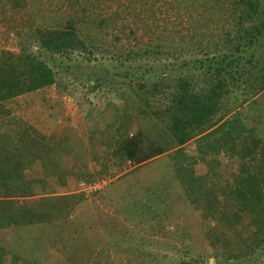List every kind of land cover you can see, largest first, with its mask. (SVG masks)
<instances>
[{
  "label": "trees",
  "instance_id": "1",
  "mask_svg": "<svg viewBox=\"0 0 264 264\" xmlns=\"http://www.w3.org/2000/svg\"><path fill=\"white\" fill-rule=\"evenodd\" d=\"M44 1L0 0L2 15L10 9L27 8L29 12L19 49L0 51V115L10 114L11 100L59 81L49 57L55 61L57 54L67 57L76 51L89 55L113 52L110 60L122 68L113 73L116 90L138 103L139 114L153 126L149 137L140 132L130 136L120 125L104 141L109 145V159L115 156L121 167L127 162L135 166L148 163L164 153L178 158L173 164L178 171L175 177L186 186L194 206L204 208L202 220L208 231L213 232L212 222L229 223L231 218L236 222L244 211L250 215L252 231L242 248L228 253L227 259L257 258L264 264V136L248 126L243 111L246 102L264 90V0H60L66 14L59 17L44 12ZM37 15L40 20L35 22ZM108 34H113L112 40ZM236 132L244 134L243 146ZM63 141L53 142L36 129L2 132L0 195L9 191L31 195L34 180L26 179L25 170L37 159L45 173L66 174L54 149L72 153L76 143L74 139L62 145ZM191 141L196 143L197 155L185 150ZM201 162L206 171L197 174L195 164ZM77 175L89 183L97 172L83 164ZM210 175L222 180V185L210 188ZM98 176L111 174L106 170ZM167 178L159 176L142 188L141 195H130L127 207L135 217L155 219L171 205L167 199L177 191ZM60 182L65 183V178ZM76 196L47 194L32 205L29 211L40 216L16 226L10 246L14 260L46 264L44 257L57 251L60 264H92L94 255H102L103 247L97 246L101 233L79 230L70 217ZM4 218L0 210V226ZM47 226L48 237L60 241L51 242L52 252L44 249L49 239L43 231L36 234L40 236L33 245L17 248L20 228ZM156 234L164 235L162 231ZM173 234L183 243L190 240V233L179 226ZM184 253L181 264H201L202 256L211 254L204 251L191 257L189 249ZM93 264H103L102 259H94Z\"/></svg>",
  "mask_w": 264,
  "mask_h": 264
},
{
  "label": "rangeland",
  "instance_id": "2",
  "mask_svg": "<svg viewBox=\"0 0 264 264\" xmlns=\"http://www.w3.org/2000/svg\"><path fill=\"white\" fill-rule=\"evenodd\" d=\"M43 3L44 12L51 11L57 17L66 14L60 0H45ZM28 14L27 8L17 11L10 9L5 15L0 12V51L19 49L21 31L27 28L25 20ZM39 20L40 16L37 15L34 21ZM107 37L112 40L113 34ZM112 53L97 51L89 55L76 51L67 57L57 54L55 61L49 57L48 62L58 72L59 81L43 90L25 93L11 100L8 105L10 114L0 115V134L8 130L21 132L28 128L38 130L53 142L64 140L62 145L64 142L72 144L74 139L76 143L72 153L62 151L57 146L54 149L55 159L67 171L64 172L66 174L45 173L40 159H37L25 170L26 179L34 180L31 182V195L14 194L13 191L3 193L6 198L0 199V210L5 215L4 224L0 226V264H21V261L14 260L10 246L16 226L40 216L29 211L32 205L47 194L69 193L78 195L70 214L75 219L74 226L90 235L93 231L101 233L97 246L103 247L102 255H94L90 261L92 264L98 258L102 259L103 264H181L180 257L185 255L184 250L187 249L191 257L198 256V252L211 253L202 256L204 261L201 264H260L261 260L257 258L242 262L235 258L227 259L228 253L242 248L245 237L252 231L254 224L250 222V215L244 211L243 217L236 222L233 218L229 223L212 222L213 232L208 231L206 222L202 220L204 208L202 205L199 208L194 206L196 204L187 197L186 186L179 176L175 177L178 171L173 169V164L178 158L172 159L164 153L148 163L135 166L127 162L121 167L118 158L114 156L109 159V145L104 141L116 128L121 125L129 130L130 136L140 132L150 137L153 126V123L149 124V119L145 120L139 114L138 103L132 98L125 99L116 90L113 73L122 71V68L118 67V62L110 60ZM125 96H128V91ZM243 111L247 115L248 126L264 136V90L250 98ZM236 139L240 146L244 145V134L236 132ZM184 147L187 153L196 154L194 141ZM83 164L92 166L97 172L89 183L87 179H78L77 173ZM205 165L202 162L195 164L197 174L206 171ZM106 170L111 176L100 178L98 175ZM165 175L177 191L167 199V202H172L171 205L161 210L160 216L157 213L159 217L155 219L145 215L135 217L127 207L130 195H141L143 187ZM60 176L65 178V183L60 182ZM41 177L45 181L38 180ZM221 182L217 176L210 175V188L220 187ZM81 191L86 193L82 196ZM177 226L190 233L188 243H183L173 234ZM49 228H20L21 232L15 238L17 248L23 250L27 243L33 245L36 236H40L36 234H41V231L50 236ZM158 231L164 233L162 238L156 234ZM48 239L44 249L52 252L51 242L54 241L56 245L60 241L56 237ZM41 243L45 245V241ZM60 256V253L53 251L50 256L47 254L44 257L45 263L60 264L57 262Z\"/></svg>",
  "mask_w": 264,
  "mask_h": 264
},
{
  "label": "crops",
  "instance_id": "3",
  "mask_svg": "<svg viewBox=\"0 0 264 264\" xmlns=\"http://www.w3.org/2000/svg\"><path fill=\"white\" fill-rule=\"evenodd\" d=\"M3 197L5 198L4 194L0 195V199H2Z\"/></svg>",
  "mask_w": 264,
  "mask_h": 264
}]
</instances>
